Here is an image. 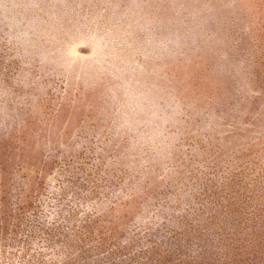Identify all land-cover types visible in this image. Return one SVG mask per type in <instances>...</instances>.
Here are the masks:
<instances>
[{
  "label": "rangeland",
  "instance_id": "obj_1",
  "mask_svg": "<svg viewBox=\"0 0 264 264\" xmlns=\"http://www.w3.org/2000/svg\"><path fill=\"white\" fill-rule=\"evenodd\" d=\"M0 264H264V0H0Z\"/></svg>",
  "mask_w": 264,
  "mask_h": 264
}]
</instances>
